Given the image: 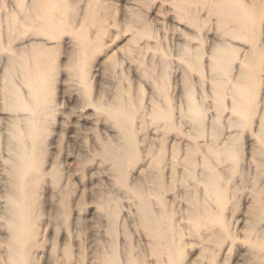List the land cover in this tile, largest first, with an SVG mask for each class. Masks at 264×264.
<instances>
[{"label": "bare ground", "instance_id": "obj_1", "mask_svg": "<svg viewBox=\"0 0 264 264\" xmlns=\"http://www.w3.org/2000/svg\"><path fill=\"white\" fill-rule=\"evenodd\" d=\"M23 1L20 0L19 4ZM94 3L96 2L90 4V8L97 10L98 7ZM74 7V0H33L31 5L25 8L26 10H19L22 12V16L11 21L10 29L16 32V34H19L21 22L33 24L35 21L44 28L46 26L56 28V30H43V33L49 37H57L61 32H66L70 33L72 38L76 40L78 49L73 51V59H71L70 63L72 73L70 76L75 81H78L81 99H83L85 106H93L98 116H96L97 119L99 118L105 121V125L108 124L107 126H109L110 124V128L113 127L117 131V138H113V140L111 137L104 139L100 135L96 137V143L99 146L98 149L96 148L97 146L95 147L97 150L94 159H99V161L110 167L109 171L112 172L111 176L114 174L115 184L122 191L118 189V193H110L109 195H105L104 193V196L99 197L98 195L97 197L99 199H94L96 200L97 210L101 213H99L100 215H96L99 216V220L103 223L102 225L106 230L105 235L108 238H105L101 243L96 241L97 244H94L96 248L95 246L91 247L90 254L85 253L81 249L83 248L81 246L80 249H74V245H72L74 242L67 245L71 240L69 242L65 241L66 246L64 249L62 248L60 250V245H56L54 248H51V251L47 250L45 245L40 243L39 236L43 212L40 210L39 196L40 194L42 195L40 193L42 190L40 189L43 188L47 178L50 177V180H52L50 182L56 185L54 186L56 189L51 187L53 184H50V188H52V191L53 188L57 190L55 192L53 191L54 193L51 191V193H57L55 197L52 196L55 198V201H58L55 203L57 207L51 217L52 219H50L51 222L49 221L50 224H47L52 225L58 223V225H55L56 227L62 226L61 229L65 228V230H69L70 232L75 229V232H77L85 224L83 223L82 216L84 215L82 214L87 212V209L85 210L87 201H83V197L79 201L76 200L75 190L69 177H67L68 180L65 183L62 180L64 177L62 178L63 173L60 165L50 172L45 168V156L52 126L50 119L53 116L54 107H56L55 98L52 94L53 87H55L54 79L56 77V68L54 65L52 66L47 63V59L51 56L50 51L41 43H33L28 46L18 44L20 45L19 48L13 45L17 40L10 39L8 45L3 43L8 48L5 45L2 47H5L6 51L8 50L10 52L8 54L7 73L5 75L3 73L4 77H2L4 78L2 80L4 81L2 83L3 103L5 110L12 115V121L6 126V129H3L6 131L5 137L0 131V138L3 136L5 139L6 148L9 152V156L4 161V166L6 167L5 184L8 189L6 193V214L2 215L0 212V219L5 221L6 226L4 227L9 231V238L7 241L5 240V248H7L6 264H38V253H40L39 251L41 249H46L45 251L50 252V254H46L48 256L50 255V262L48 259L46 260L51 264H88L87 260L89 259L91 260L89 264L130 263L135 255L133 248L135 246L129 245L130 247H127L128 249L124 255L122 254L124 249L122 252L120 251V244H122L119 241V237L122 235H120V232L129 238V229L127 230V228L131 225L130 223L126 225V223L128 224V220L130 222V219H124L127 220L124 221L125 224L120 221L122 219V213L125 212L123 206L126 205H122L123 201L121 200L124 197L121 194L123 193L125 198L130 199V201L132 200L135 204L136 209L135 207L133 209L138 213H136L138 220L137 224L135 223V227L138 225V230L140 229L147 239H149V249L147 251L148 258H151L153 261L151 263L188 264L185 252L186 242H183L181 235L184 229H182V225L178 224L177 219L179 218L176 217V210L174 211L173 209L176 203L172 204L170 198L169 200L167 198V195H170L175 186L178 185L176 183L179 181L178 177H181V175L182 177L179 178L184 186L185 184L189 185L191 181H195V186L191 185L193 189L190 188V191L185 192L187 190L185 187L189 188L190 185L184 187L186 195L185 193L183 195H185L188 209H186V213L184 211L185 215L183 218L188 223V229L193 230L194 237L197 238V240L195 239L197 242L194 243L199 246L198 249L200 248V251L198 250L199 256L203 260L208 259L211 264H220L219 261L222 260L220 256L222 253L224 254V248L222 249V247L226 243H230L229 241L233 242L235 236L227 221L220 214L222 207L226 205L220 198L226 196L227 191L224 190V172L222 171L223 173H221L218 171L216 166L230 162L233 165L230 168L231 172L236 173L239 170L240 158L242 156L240 157L237 141L234 140L232 145H222L219 143L222 122L218 116V119L214 120L213 124L211 123V133L213 134L212 142L209 140L211 144L207 145L199 142V139L206 138V133L209 134V126L204 115L205 111L202 108L203 103L200 105V103L196 102L190 89L186 95L188 106L186 111L184 113L182 112L183 121L181 122L177 120L179 117L176 118L175 109L171 101L164 95L167 93V90L165 91L163 85L165 87L166 84H162L160 91L164 95L163 98L168 100L163 99L161 102L163 104L165 103V106L161 105V103H156L150 110L146 108L147 104L145 107L143 104L135 103L129 96L128 91H125L121 87L116 88L110 102L105 101V97L93 98L89 61L91 55L96 52L95 49L101 48V45L98 42L95 44L89 43L86 33L91 27H96L99 21L95 16L91 15L89 22L83 25L80 31L76 32L74 22L77 16ZM56 11L67 13V18L60 19L55 14ZM216 11L220 15L218 27L224 31H228V28H231L233 31L228 33V35H231L232 38L245 33L248 34L249 29L253 26V22L249 18V11L244 8L238 7L237 9L235 6L221 0L220 8L212 10L211 12L215 14ZM141 33L148 36L149 39L153 38L150 35L149 27L146 23L139 31V35ZM101 35L102 31L99 30V36L101 37ZM252 37H255L253 40L256 41L255 44L251 42L252 46L254 45L255 47L252 53L255 54L257 51L255 45L260 40L259 32L256 33V36H247V38ZM224 45H219L212 51L209 69L212 73L224 78L217 83L216 90L224 92L225 90L231 89L234 94L232 110L238 115V119L233 126L236 125L235 127H237L249 119V115L252 112V105L257 100L254 99V96H250L249 89L258 86L259 78L258 73L253 71V69L242 67L237 82L231 81L229 77L231 70L229 68L233 61L235 51L229 48L228 45ZM189 51L190 49L182 54V60L188 65L190 70L202 72L204 69V65L201 62L202 55L198 51V53H195L197 58H190ZM76 55H79L78 62L75 59ZM186 80L188 81V79ZM106 90L104 91L107 92ZM106 97L108 99L109 96ZM223 105L222 102L217 101V110L221 112ZM150 125L154 126L155 129L153 131L155 130V135L157 134L158 136V133H160V137L154 136L156 139L153 137V141L151 140L152 138H149L151 141H148L140 137V132H145ZM185 126L189 127L187 129L190 131L187 132L185 130L186 128H184ZM171 134H174L175 137H170ZM263 137L264 113L262 116V135L260 137L261 147L258 151L264 156ZM190 139H193V141L190 142ZM200 157L201 160L199 159ZM199 165L203 171L200 180L196 177V168ZM139 167L143 168L141 172L142 176L141 178L139 177L140 179L137 178L139 179L138 181L135 180V184H131V175H134L133 172L135 171H141L138 170ZM180 168L184 169L181 175H179ZM168 174L169 177L167 176ZM181 186L183 187V185ZM200 188L204 189L205 201H202L203 198H200L202 195V192L200 193L199 190ZM119 191L121 192L120 194ZM173 194H176V192ZM180 194L181 192L178 193V196ZM57 195L58 199L56 200ZM83 195L85 196V194ZM182 197L181 194V199ZM87 198L90 199L89 197ZM176 198L179 199L178 197ZM212 203L218 204L217 210H215ZM89 204L93 203L90 202ZM255 204L250 213L252 215L251 232L256 230L264 222V203L258 201ZM127 205L129 207V204ZM52 206L54 207V204ZM130 211L127 210L132 215V210ZM96 219L98 221V217ZM132 222L133 219L131 220ZM191 230H189L190 234ZM254 232H252V235ZM57 233L59 234L60 232ZM68 233L67 238L70 236V233L69 235ZM99 236L97 235V237ZM263 236L258 237L254 241L253 238L251 241V237H247L252 242L251 246L264 256ZM191 241L193 242L194 238ZM191 241L190 243L192 244ZM232 244L235 243L233 242ZM192 245L195 246L194 244ZM212 245L220 247V249L218 251L212 249ZM143 258L147 260V257L144 256ZM137 259L135 257V260ZM261 261L264 264V257ZM204 262L202 263L204 264ZM151 263L148 261L143 263L142 261V264Z\"/></svg>", "mask_w": 264, "mask_h": 264}, {"label": "rangeland", "instance_id": "obj_2", "mask_svg": "<svg viewBox=\"0 0 264 264\" xmlns=\"http://www.w3.org/2000/svg\"><path fill=\"white\" fill-rule=\"evenodd\" d=\"M220 1L221 0H74V8L77 16L74 22L75 31H80L83 25L89 22L91 15L95 16L99 21L96 27H91L86 33L89 43L95 44L98 42L101 45V48L95 49L96 52L91 55L89 61V74L90 83L93 88V98L105 97V101L110 102L116 88L121 87L125 89V91H128L129 96L135 103H140L144 106L147 104V107H145L150 110L153 105L161 103L163 99L168 101L163 98L165 95L169 98V101H171L175 109L176 118L179 117L177 118L178 122H181L183 121L182 112L184 113L188 106L186 95L190 89L196 102L200 103V105L203 103L205 107L204 108L202 105L209 126V134L206 133V138L199 139V142L207 145L212 142L213 134L211 133V126L214 120H217L218 116L221 118L222 128L220 129L221 134L219 133L221 135L219 136V143L222 145H232L234 140H236L237 146H239L240 157H242L240 158L239 170L236 173L231 172L230 168H232L233 165L230 162L216 166L218 171L221 173L224 172V190L227 191L226 196L220 198V200L224 201L226 204L222 207L220 214L227 221L235 236V240L233 241L235 244L229 241V245L226 243V246L224 245L222 247V249L224 248V254H221L220 258L222 257V260H220L219 263L263 264L261 261L264 257L263 254L251 246V241L252 238L254 241L258 237L264 235V222L261 223V226L256 230L252 231H255L252 235L250 230L252 215L250 213L252 208L256 205V202L261 201L264 203V156L258 152L261 147L260 137L262 135V116L264 113V0H223V2L235 6L237 9L240 7L248 10L250 13L249 18L253 22V26L249 29L248 34L245 33L233 38L231 35H228V33L233 31L231 28H228V31H224L218 27L219 12L216 11L215 14L211 12L212 10L220 8ZM19 2L20 0H0V131L5 137L6 131L3 129H6V126L12 121V115L5 110L3 103L2 83H4V81L2 80H4V78L2 77L7 73L8 54L10 53L8 50V52L6 51L5 47L8 48L6 45L10 43V39L17 40V42H15L16 44H13L17 48L20 46L18 44H21V46H28L33 43H41L51 54L50 58L47 59V63L52 66L54 65L56 68V77L54 79L55 87H53L54 91L52 90L56 107H54L53 116L50 119L52 126L51 133L49 134L50 138L48 137L49 143L45 156V168L50 172L60 165V169H62L63 173L62 178L64 177L66 179L63 178L62 180H64L65 183L68 180L67 177H69L73 189L75 190L76 200L79 201V199L83 197V201H87V203L85 202L87 205L85 210L87 209V212L85 211L86 213L82 214L84 215L82 218L85 224H83V227H80L81 229L78 230L79 232H75L74 229L71 233L69 230H65V228L61 229L62 226L56 227L55 225H58V223L49 225L51 222L50 219H52L51 217L57 207L55 203L58 201H55L54 198L57 193H51L52 188H50V186L53 182H50L52 181L50 177L47 178L43 188L40 189L42 190L40 192L42 193V195L40 194L41 198L39 196L40 210L43 212L39 241L45 245L47 250L51 251V248H54L56 245H60V250L62 248L64 249L66 246L65 241L69 242V240H71L67 245L74 242V244H72L74 245V249H80L81 246L83 247L81 249H83L85 253L90 254L91 247L95 246L96 248V245H94L97 244L96 241L101 243L105 238H108L105 235V227L99 220V216H97L101 214L97 210L95 202L99 199L97 196H104V193L105 195L118 193V189L120 190L115 184L114 174L111 176L112 172L109 171L110 167L99 161V159H94L95 152L99 146L96 143V137L100 135L104 139H109L111 137L113 140V138H117V131L113 127L110 128V124L107 126L108 124L105 125V121L98 118L99 121L95 108L93 106H85L83 99H81L82 97L79 91L80 85L77 80L75 81L70 76L72 73L70 63L71 59H73V51L78 49V44L70 33L61 32L57 37H49L43 33V30H56V28L47 26L44 28L35 21L33 24L21 22L19 34H16V32L10 29L11 21L21 17V11L29 7L33 0H24V3L22 2L21 4H19ZM93 2H96L94 4L97 5L99 10H92L90 8V4ZM55 14L58 15L60 19L67 18V13L63 11H56ZM145 23L149 27L150 35L153 38L149 39L148 36L142 33L139 35V31ZM99 30L102 31L101 37L99 36ZM257 32L260 34V40L258 44L255 45L257 51L254 54L252 50L255 47L254 45L252 46L251 42L255 44L256 41L253 40L255 37L247 38V36H256ZM224 44L235 51L233 54V61L229 68V70H231L229 73L231 81L237 82L242 67L253 69V71L258 73L259 78L258 86L249 89L250 96H254V99H257L255 104L252 105V112L249 115V119L247 122L237 127H235L236 125L233 126L238 119V115L232 110L234 94L231 89L225 90L224 92L216 90L217 83L224 78L212 73L209 69L212 51L215 47L219 45L223 46ZM4 45L5 47H2ZM91 49L93 50L92 47ZM188 49H190V58H197L195 53H198V51L200 55H202L201 62L204 65L202 72L190 70L188 65L182 60V54ZM78 57L79 55H76V62H78ZM186 79H188V81ZM162 84H166L165 87L163 85L165 91L167 90V93L164 95L160 92ZM108 91L110 92L108 93ZM106 96H109L108 99ZM217 101L222 102V105L224 104L221 112L216 108ZM164 104L161 103V105L165 106ZM149 127L145 132L142 131L144 133L140 132V137L142 139L153 141L156 139L154 136L160 137V133H158V136L157 134L155 135V130L153 131V129H155L154 126L150 125ZM151 127L153 128L151 129ZM184 128H186L185 130L187 132L190 131L187 129L189 127L185 126ZM95 133H97V135H95ZM171 135L170 137H175L174 134ZM149 138L152 139L149 140ZM4 140L3 136H1L0 212L2 215L6 214V193L8 190L5 184L6 167L4 166V161L9 156V152L6 148V141ZM209 140L211 142H209ZM189 141L192 142L193 139ZM206 141L208 142L206 143ZM199 159L201 160V157ZM260 164L263 167H261ZM138 170L141 171L133 172L137 177L133 174L131 175V184H135V180L138 181L141 178L143 168L139 167ZM179 172V175L183 174L184 169L180 168ZM202 172V167L199 165L196 168L197 179L200 180L202 178ZM167 176L169 177V174ZM179 177V181L176 183L178 185L175 186L170 195H167V198L168 200L170 198L172 204L176 203L174 204L175 206L173 205L174 211L176 210V217L179 218L176 219L178 224L182 225V229H184L181 235L183 242H186H184L187 255L186 260L188 264L191 260L192 262L190 264H203L202 262L204 261V264H211L208 259L203 260L199 256L200 248L198 249L199 246L194 243L197 242L195 241L197 238L194 237L195 234L193 230L188 229V223L183 218L187 211L186 209H188V205L185 201V192L190 191V188L195 186V181H191V184L189 183L190 187L187 188L185 186L189 185L185 184L184 186L180 181L182 175L180 178ZM259 177L260 179H258ZM181 185H183V187ZM54 186L56 185L53 184L51 187ZM115 187L117 188L115 189ZM177 187L181 189L178 190L176 189ZM184 187L187 190H185ZM54 188L53 191H57L55 190L56 188ZM199 190L203 195H201L200 198H203L202 201H205L206 196L203 191L204 189L200 188ZM120 191L119 194L121 193ZM175 192L176 194H173ZM180 192L183 196L182 199L181 194L178 196ZM184 193L185 195H183ZM83 194H85V196ZM121 196L124 197L122 198L123 200H121L123 201L122 205L129 204V207H127L128 205L123 206L125 212L122 213V219L120 221L124 223V221L130 219V222L128 220V224L126 223V225H129V223L131 225L127 228V230L129 229V238L120 232V235L122 234L121 236L119 235V241L122 243L120 244V251L122 252L124 249V252H122L124 255L125 251L128 249L127 247L129 245H134L137 249L133 247L135 254L133 257L134 262L132 260L128 264H142V261L143 263L146 261L151 263L153 261L151 258H148L149 255L147 251V249H149V239H147L140 229L138 230V225L135 227V223L137 224L138 220L135 204L132 200L130 201V199L125 198L124 193L121 194ZM87 197H89L91 201ZM50 199H52V201H50ZM57 199L58 195L56 196V200ZM90 202L93 204H89ZM52 204H54V207ZM212 205L215 210H217L218 204L212 203ZM134 207L135 209H133ZM125 209L128 211L132 210L133 214L131 215V213H128ZM92 212H95V214ZM123 216L126 217L124 218ZM96 217H98V221ZM92 218H94L95 221ZM132 219L133 222L131 223ZM4 226H6L5 221L0 219V264L7 263L5 240L7 241L9 238V231ZM98 230L101 231L98 232ZM189 230H191V234ZM57 232H60V235ZM68 232L70 236L67 238ZM96 233L100 236L97 237ZM130 235L132 236L130 237ZM247 236L251 237V241ZM125 238L126 240H124ZM193 238L194 241L192 242L191 240ZM190 241L195 246H193ZM212 249L218 251L220 247L212 245ZM45 250L41 249L39 251L38 264H51L49 263L50 255H46L50 254V252ZM144 256L147 257V260L143 258ZM135 257L138 259L135 260ZM46 259H48L49 262ZM197 259L199 260L197 261ZM87 261L89 264L91 260L89 259Z\"/></svg>", "mask_w": 264, "mask_h": 264}]
</instances>
